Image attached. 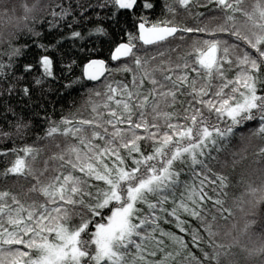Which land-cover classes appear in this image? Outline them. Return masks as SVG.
<instances>
[{
	"label": "snow or ice",
	"instance_id": "6c2138e0",
	"mask_svg": "<svg viewBox=\"0 0 264 264\" xmlns=\"http://www.w3.org/2000/svg\"><path fill=\"white\" fill-rule=\"evenodd\" d=\"M0 136V264H264V0H0Z\"/></svg>",
	"mask_w": 264,
	"mask_h": 264
},
{
	"label": "trees",
	"instance_id": "16d2710c",
	"mask_svg": "<svg viewBox=\"0 0 264 264\" xmlns=\"http://www.w3.org/2000/svg\"><path fill=\"white\" fill-rule=\"evenodd\" d=\"M163 2H164V0H160V3H161V4H163ZM41 30H43V27H42V26H41ZM21 42H22V40H21V41H17L16 43H17V45H18V44L21 43ZM173 55H175V54H173ZM23 59H24L23 56H21V57L19 58V60H23ZM113 63H116V62H113ZM76 71H77V74H79L80 69L78 68ZM114 78H116V79L127 80V79H130V74L125 75V74H123V73H117V74L114 75ZM76 106H77V107H80L79 103H78ZM81 113H82V115L85 116V117H87V116L89 115V111H88V109H81ZM257 124H258V121H256V122H249L248 124H246V125L244 126V129L246 130V129H247L248 127H250V126H251V127H255ZM11 143H12V142H11L10 140H7V139H5L4 137L0 136V149L10 146ZM3 159H4L3 157H0V160H3ZM2 168H3V164L0 163V169H2ZM238 179H239L238 176H234V177H233V180H234V181H235V180H238ZM252 179H253L257 184L260 183L259 178H257V177L254 176V177H252ZM0 187H8V188H12V184L9 183L8 185H4V186H0ZM13 190H14V189H13ZM237 219L239 220L240 225L242 226L243 223H244V218H243L242 216H239V215H238V216H237ZM166 227H167V226H166ZM254 230H255V232H256V235H253V236H241V237H240L241 244L244 245V246H246L247 249L258 248V247H260L262 244H264V241H262V240H260V239L258 238V237H259V234H260V232H261V229H260L258 226H254ZM240 264H260V261H259V260H255V261H251V262L246 261V260L244 259V253L241 252Z\"/></svg>",
	"mask_w": 264,
	"mask_h": 264
}]
</instances>
